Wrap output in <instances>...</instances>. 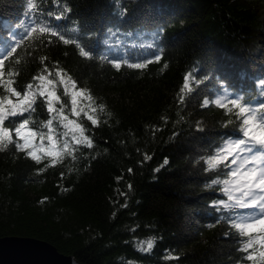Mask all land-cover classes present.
Wrapping results in <instances>:
<instances>
[{"label":"trees","instance_id":"obj_1","mask_svg":"<svg viewBox=\"0 0 264 264\" xmlns=\"http://www.w3.org/2000/svg\"><path fill=\"white\" fill-rule=\"evenodd\" d=\"M35 3L29 13L27 0H0V97L16 101L6 91L10 82L22 93L28 84L46 85L33 77L47 76L56 81L63 115L84 128L92 147L73 143L79 130L50 113L34 87L35 111L10 119L18 126L30 118L29 127L43 134L51 119L57 146L66 141L75 150L55 165L40 150H51L50 142L39 136L29 138L26 151H35L40 163L14 144L0 151V238L44 241L80 264H252L242 260L246 253L237 249L245 238L230 225L255 210L228 200L226 187L240 195L232 185L213 183L230 179L231 169L221 164L208 171L205 163L241 136L225 127L236 117L202 105L226 93L252 106L264 103V0ZM64 7L69 11L56 20ZM41 26L80 44L91 58L50 33L28 35ZM149 60L144 69L127 66ZM57 70L77 89L66 77L60 83ZM189 73L192 91L182 94ZM78 89L88 92L77 97L83 111L73 115L71 92ZM149 240L153 247L146 251Z\"/></svg>","mask_w":264,"mask_h":264},{"label":"snow or ice","instance_id":"obj_2","mask_svg":"<svg viewBox=\"0 0 264 264\" xmlns=\"http://www.w3.org/2000/svg\"><path fill=\"white\" fill-rule=\"evenodd\" d=\"M57 3L58 0H53ZM28 11L37 9V4L35 0H27ZM69 11L67 7H64L61 14L55 15L56 20H61L64 18V14ZM48 15H53L49 13ZM41 33H50L54 37H58L63 41L64 44H75L78 49L79 55L85 59L91 58L90 51L86 50L80 44L73 40L65 39L57 30L51 27L41 26L39 29L32 28L29 30L28 35H31L35 31ZM75 31V29H73ZM16 51L12 48L4 57L10 56ZM160 60L159 56L155 57V61ZM149 60L145 63H132L127 64L128 67L134 69H144L148 63H152ZM4 60L0 59V69L3 68ZM113 66L119 70L121 67L120 63H113ZM167 67V65H164ZM47 72V69L43 70ZM2 74V73H0ZM51 75V73H49ZM56 76L60 77V83L65 82V77L67 81L71 84L72 89H77V83L71 77H68L66 73L62 70L56 71ZM34 80L46 81V85L28 84L26 89L21 93L15 87L11 86L14 82H10L9 86L6 87V91L11 93V96L17 98L13 101L9 96L0 97V151L5 150L9 145L14 144L18 151H26L30 146L29 138L35 139L39 136L40 140L43 141L45 138L51 144V150L45 148L41 145L40 150L45 153L46 156L53 157L52 164L55 165L59 160L63 159L64 154L71 155L75 149H72L68 142H64L62 147H58V142L54 140L51 133L55 131L52 127V120L50 119L45 127H48L49 134L38 133L29 127L31 124L30 118H24L17 121L18 126H15L10 118L24 117L25 113H31L35 111L34 105L36 104L37 91H33L34 87L38 89V94L41 97H45V102L48 105V111L50 113L55 112L58 116H61L62 120L67 121L65 127L72 125V131L75 132L79 130V138L73 137V143L75 144H86L88 147H92V141L89 137L83 135L84 128L78 124L76 121L68 120L66 115H63L64 104L61 102L59 96L56 95L55 87L56 81L48 79L47 76L39 75L33 77ZM192 79V74H186L185 83L181 89L183 94L185 89L191 92L192 89L189 87V80ZM52 86V87H48ZM88 90L78 89L71 92V104H72V114L78 115L79 111L83 109H77V97H82L87 94ZM65 95L69 94V89L65 88ZM87 99L92 100L91 95H87ZM184 97L181 96V102H183ZM54 103L61 104L60 108H55ZM214 104L217 107L225 109L224 114L235 116L236 119H229L225 127L229 124L233 125L236 130L241 133L239 138L229 139L225 144L217 151L215 156L208 157L205 160L207 164L208 171H215L221 164H224L226 168L231 169L227 175L230 179H225L223 181L214 180L213 183H223L224 185H232L234 190L240 195L234 197L232 191L229 188H225V194L228 196V200H235V204L239 208L253 209L255 211L243 215L239 220H233L230 227L235 229L239 236L245 239L240 241L241 247L237 250L246 253L242 257V260H247L252 262V264H264V251L259 249H264V103L258 106L250 105L243 96H235L229 99V94H225L220 98L213 100H205L203 107H207L209 104ZM5 105H10L11 107H6ZM101 110L103 108L101 107ZM235 110V111H233ZM87 115V114H85ZM88 119L92 121V124L97 125L98 121L88 116ZM7 122V123H6ZM13 132L16 139H13ZM63 135H67L64 133ZM19 141H23L20 143ZM241 155L239 164L236 168H232V165H237V155ZM27 157L37 163L41 162V158L36 155L35 151H26ZM231 157L230 163H225ZM167 163V161H165ZM251 165V167H248ZM211 226V225H210ZM153 247V241L149 240L145 250H150Z\"/></svg>","mask_w":264,"mask_h":264},{"label":"water","instance_id":"obj_3","mask_svg":"<svg viewBox=\"0 0 264 264\" xmlns=\"http://www.w3.org/2000/svg\"><path fill=\"white\" fill-rule=\"evenodd\" d=\"M0 264H80L49 243L30 238H0Z\"/></svg>","mask_w":264,"mask_h":264}]
</instances>
